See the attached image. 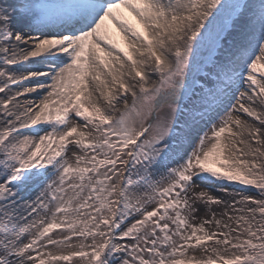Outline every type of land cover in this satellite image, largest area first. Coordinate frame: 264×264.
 Listing matches in <instances>:
<instances>
[{
	"label": "snow or ice",
	"instance_id": "6c2138e0",
	"mask_svg": "<svg viewBox=\"0 0 264 264\" xmlns=\"http://www.w3.org/2000/svg\"><path fill=\"white\" fill-rule=\"evenodd\" d=\"M106 21L129 47L147 45L158 75L151 86L144 71L126 83L109 69L120 53L134 70L137 61ZM0 78V93L32 84L0 100V264H264L261 130L248 129L258 146L247 151L222 139L242 126L233 99L264 124L252 107L264 106V0H5ZM37 89L46 93L38 104L9 107ZM205 122L211 135L189 145ZM29 128L35 136L20 135ZM197 179L254 186L261 198L241 194L229 204L196 193ZM29 189L39 192L23 215L17 196ZM199 202L224 204L227 222L212 212L194 223ZM49 245L57 252L45 259L37 246Z\"/></svg>",
	"mask_w": 264,
	"mask_h": 264
},
{
	"label": "rangeland",
	"instance_id": "374dc122",
	"mask_svg": "<svg viewBox=\"0 0 264 264\" xmlns=\"http://www.w3.org/2000/svg\"><path fill=\"white\" fill-rule=\"evenodd\" d=\"M33 34H36V33H33ZM19 71H23V70L19 69ZM2 79L3 78H0V80H2ZM157 80H158V75L155 79V82ZM27 84L29 85L28 87L32 86L31 82H28ZM12 87H9V89H6L5 92L3 93L5 98L7 95H14L17 92V89L12 88ZM245 88H247L246 83L241 85L239 91L236 93V96H239L240 92L245 91ZM92 99L94 101H97L98 103H100L102 107L104 106V104H102L101 101H98L96 97H92ZM128 100H129V104H131V98ZM244 103H245V106L249 105L248 101H244ZM231 105H235V109H233V113H232L233 121L239 119L241 121L242 126L237 127L233 123L231 125L232 131L234 133H237V135L234 137H229V134L225 133L224 137H222V139H225V142L228 144V146L230 148L232 147V141L234 140L236 147L239 148L241 151H247L248 150L247 145L249 143H251L253 147H257L258 145H256L255 142L253 140H251V138L249 137L248 129L250 127L255 128L254 125H256V128H259L261 130L259 133V137H260L261 141H264V124H262L258 120H255L253 117L248 116L242 110H239V104L236 103L235 99H233L230 102V107H231ZM118 107L121 110H123V107H124L123 103L119 104ZM252 107L255 108L257 113L264 115V106L260 105L259 101H257L256 104L252 105ZM165 113H167V109L162 110L161 114L163 115ZM1 114L3 117V111ZM117 114H119V113H117ZM222 115H223V113L221 114V117L217 118V123H218V120L220 118H222ZM81 123H82V121H81ZM33 127H36V126H33ZM39 127H46V125L41 124V125H39ZM210 127H211V125H208L207 122H205V123H202L201 125H199L195 130H193L191 132L190 137H189V142H188L189 145L194 146L198 142V137L200 135H203L204 133H209V135H211ZM19 133L21 136H35L36 135L31 128L20 129ZM241 140H243L244 143H240ZM53 147H55V145H53ZM259 147H261V149L264 150V144L259 145ZM191 150H192L191 146H188V151L191 152ZM237 154H239V153H237ZM248 158L251 159V157H248ZM262 159H264V158H262ZM163 171H164V169L154 170L153 179H159V173H162ZM196 184L199 185V187H196L194 189V191L196 193H199L201 190H203V191H206L209 195H211L215 198H219L220 200L225 201L226 203H229V204L233 200H239L241 194L246 195V196H251V197H254L257 199L261 198L260 191L258 189H256L254 186L241 185L237 181H225L224 183L221 184V183L213 182L211 180L197 179ZM38 192H39V189H29L26 191H22L17 196L18 207L21 210V214L26 215V212H24L25 202L30 203L33 200H35V197L38 195ZM189 195H191V192L189 193ZM21 197L23 199H21ZM4 203L8 204L9 202H4ZM196 206L200 210L195 213V216L197 219L193 221L194 223L199 222L203 219H211V213L212 212L216 213L217 218H223L226 221V217H222V213L225 211V205L224 204H220V205L212 204V205L206 206L203 202H199ZM9 211H11V208H9ZM228 211L231 212V209H228ZM29 219H31V217ZM61 231H62L61 229H54L50 233V235H52V237L54 239H59L60 237L58 236V233H60ZM125 242H127V241H125ZM209 246H211V242H209ZM37 248H38V251L41 253L42 256L44 253H46L48 251L57 252V249L51 245H49L47 248H44V249L39 248V246H37ZM189 252L191 253V250H189ZM57 254H59V253H57ZM64 254H66V253H64ZM33 255H35V253H33ZM43 258L47 259L46 256H43ZM78 262H79V258L74 257L72 264H78ZM60 264H65V262L61 261Z\"/></svg>",
	"mask_w": 264,
	"mask_h": 264
},
{
	"label": "bare ground",
	"instance_id": "6f19581e",
	"mask_svg": "<svg viewBox=\"0 0 264 264\" xmlns=\"http://www.w3.org/2000/svg\"><path fill=\"white\" fill-rule=\"evenodd\" d=\"M1 2H5V0H0ZM7 2H11V0H7ZM50 2H59V0H50ZM124 14L125 16L133 23L136 25V27L138 29H140L141 31H144L143 28L141 27V25L138 23L136 17L128 12L127 10H124ZM108 27L110 28L111 32L114 35V38L117 40V42L120 44V46L122 48L125 49V51L129 52L132 56L133 59H135L137 61V65L135 70L132 67L131 61H129L127 59V57L123 56V53H120L119 55L121 56V60L120 61H116L114 58L111 59L110 64H109V69L117 74L122 76V79L127 83V82H134L133 81V77H135V71L136 70H140V71H144L145 74L149 77V86H151V84L155 83V79L157 77V75L153 74L151 72V66L153 65V61L154 58H150V54L147 52V45L144 44L142 41H135V46L134 47H129V43H132V39L130 38L129 41H125L124 39L121 38V34L119 33V31L117 30V27L111 22V21H106ZM36 35V34H33ZM149 35H151L149 33ZM143 52V56H141V53ZM39 59V58H36ZM140 60H146L147 63L144 65H141L139 63ZM121 64H123V67H121ZM40 79H43V77H40ZM101 79H107V80H111L110 76L102 75ZM136 79L138 80L139 78L136 77ZM29 81H22L19 82L15 85H9V87L12 88H16L17 91H23L25 88H28V83ZM105 94H107L108 89H102ZM112 91L117 92L118 91V86L116 89H112ZM46 93L43 90L37 89L36 92L33 93H26L24 95H21L19 97L16 98V100L13 101L12 104H9V107L12 108L13 104H20V105H24V107H27L29 105V103H34V104H38L40 102V100L43 98V96ZM93 97H96L98 101H101L102 104H104V99L103 97L99 96V93H94ZM131 96H128V99H130ZM5 99V96L3 95V93H0V100ZM122 103V102H121ZM120 103V104H121ZM19 111H23L24 108H20L18 109ZM2 111L3 108L2 106H0V124H2L4 117H2ZM248 123V122H247ZM249 124V123H248ZM256 128V125H254ZM225 140V139H224Z\"/></svg>",
	"mask_w": 264,
	"mask_h": 264
}]
</instances>
